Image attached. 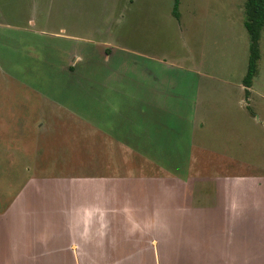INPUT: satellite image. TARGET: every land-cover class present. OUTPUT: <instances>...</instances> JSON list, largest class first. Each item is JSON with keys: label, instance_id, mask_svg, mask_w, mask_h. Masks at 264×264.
Segmentation results:
<instances>
[{"label": "rangeland", "instance_id": "1", "mask_svg": "<svg viewBox=\"0 0 264 264\" xmlns=\"http://www.w3.org/2000/svg\"><path fill=\"white\" fill-rule=\"evenodd\" d=\"M244 5L0 0L1 227L24 228L25 199L46 184L68 226L98 230L205 183L264 179V30L246 88Z\"/></svg>", "mask_w": 264, "mask_h": 264}, {"label": "crops", "instance_id": "2", "mask_svg": "<svg viewBox=\"0 0 264 264\" xmlns=\"http://www.w3.org/2000/svg\"><path fill=\"white\" fill-rule=\"evenodd\" d=\"M245 178L205 183L211 186L198 196L185 191L183 196L168 197L159 202L168 206L166 210L117 214L98 230L85 229L82 217L76 227L68 226V215L57 214V204L52 209L53 186L46 184L40 197L24 198L27 211L32 208L30 217H18L24 228L0 225V264H264V179ZM191 182L183 180L176 187L189 190ZM134 187L137 194L140 188ZM120 192L125 195L124 189ZM69 196L65 193V199ZM137 200L138 206L145 205L142 198ZM13 203L17 205L13 200L7 211L16 221L17 215L10 213ZM38 221L51 222L54 228L31 227ZM42 236L48 239L39 241ZM97 237L103 238L102 243L96 244Z\"/></svg>", "mask_w": 264, "mask_h": 264}, {"label": "trees", "instance_id": "3", "mask_svg": "<svg viewBox=\"0 0 264 264\" xmlns=\"http://www.w3.org/2000/svg\"><path fill=\"white\" fill-rule=\"evenodd\" d=\"M179 0H174V10L177 9ZM246 21L244 27L249 35V58L247 72L243 80V85L249 88L252 79L255 77L257 70V61L259 60V40L264 30V0H245ZM81 93V92H80ZM88 98V92L84 93Z\"/></svg>", "mask_w": 264, "mask_h": 264}]
</instances>
